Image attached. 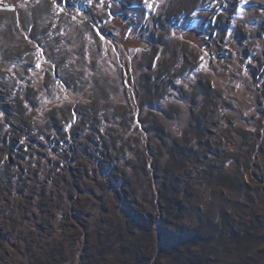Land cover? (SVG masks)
I'll use <instances>...</instances> for the list:
<instances>
[{"label":"rangeland","instance_id":"rangeland-1","mask_svg":"<svg viewBox=\"0 0 264 264\" xmlns=\"http://www.w3.org/2000/svg\"><path fill=\"white\" fill-rule=\"evenodd\" d=\"M154 3L0 0V264H264V0Z\"/></svg>","mask_w":264,"mask_h":264},{"label":"snow or ice","instance_id":"snow-or-ice-1","mask_svg":"<svg viewBox=\"0 0 264 264\" xmlns=\"http://www.w3.org/2000/svg\"><path fill=\"white\" fill-rule=\"evenodd\" d=\"M145 6L149 9V10H152L154 7H155V3H154V0H152V2H150V0H145ZM240 12L242 13L243 12V9H239ZM193 15H195V13H193ZM194 23V22H193ZM99 34V33H98ZM100 39H104V37L102 35H100Z\"/></svg>","mask_w":264,"mask_h":264},{"label":"water","instance_id":"water-1","mask_svg":"<svg viewBox=\"0 0 264 264\" xmlns=\"http://www.w3.org/2000/svg\"><path fill=\"white\" fill-rule=\"evenodd\" d=\"M0 10L13 11L14 7L13 6H2V5H0Z\"/></svg>","mask_w":264,"mask_h":264}]
</instances>
